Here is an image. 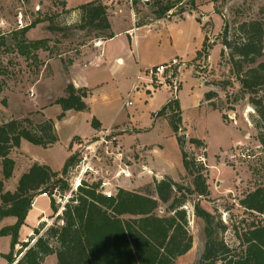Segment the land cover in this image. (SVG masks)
<instances>
[{
    "label": "rangeland",
    "instance_id": "374dc122",
    "mask_svg": "<svg viewBox=\"0 0 264 264\" xmlns=\"http://www.w3.org/2000/svg\"><path fill=\"white\" fill-rule=\"evenodd\" d=\"M65 1L0 0V36H11L15 31L38 21L36 27L27 33V38L48 40L49 47L29 59L14 51L12 43L11 49H0V124L12 119L30 118L34 123L52 119L59 136V142L48 148L23 141L20 148L13 149L11 157L16 162V168L13 177L8 180L3 177L0 160V183L3 182L4 189L15 191L23 171L34 163H45L54 171H61L70 156L79 154L77 159L81 160L84 153L93 155L94 151H82L78 145L94 143L107 130H111L118 141L109 146L102 145L101 148L96 144L93 150L97 151V159H93L92 171H89L91 178L87 179L90 182H107L105 189L112 194H116L120 188L151 191L155 179L166 177L184 186H192L193 179L185 170L180 172V169L183 170V149L206 168L211 193L207 197L191 196L183 207L187 212L193 247L175 264H196L204 253L205 222L196 216L194 209L199 201L204 210L219 217L226 225L220 237L228 245L239 247V235L252 222L262 220V217L247 212L241 201L256 189L264 187V119L251 105L250 95L241 92L228 53L221 57L224 49L221 36L225 24L227 33L232 37L239 23L264 18V0H172L176 4L174 15L168 13L165 19L170 21L182 13H186V16L194 14L204 26L210 49L202 56L186 61L185 66L175 71L172 78L166 74L168 85L155 83L147 89L144 82L145 85L131 98L133 105L123 110H120V106L129 94V83L117 79L110 70L100 75L105 85L95 89L96 94L90 105L105 125L114 118L118 121L111 128L97 131H93L91 112H74L67 114L63 120L58 118L62 110L55 102L66 94L71 68H86L85 64L98 55L100 48L91 40L93 36L74 27L79 23L80 14L75 9H66ZM91 1L67 0V5L72 8ZM156 1L138 0L141 14L137 22L156 18ZM192 1H195L194 5ZM116 2L125 4L126 0H114L112 6ZM184 27L189 35L187 43L196 45L201 29L192 18L187 20ZM169 53L175 54L171 50ZM97 70L95 67L87 69L93 73ZM141 92H145L144 95ZM208 92L215 95L208 99L205 96ZM150 94L154 95L153 99H149ZM259 96L264 99V90L260 91ZM175 97L179 98L183 111L179 137L165 118L155 119V114L168 99ZM132 116L134 119H131ZM136 124L143 129L135 128L133 125ZM151 127L153 129H149ZM192 139L200 140L202 146H193L190 142ZM238 144L250 147L254 158L230 162L228 155ZM79 172L75 167L70 175L72 184H75ZM63 204L64 201L57 203L60 207L57 213L52 210L51 199L39 197L36 200L20 235V243L15 248L17 261L23 255L19 253L22 245L25 242H29V246L35 243L36 239L33 240L31 236L37 227L43 223L46 227L59 223L58 216ZM164 209L166 206L159 210L161 215L165 214ZM5 226H8L7 223H0V228ZM10 246V237H0V253L8 254ZM0 264L8 263L0 258ZM43 264H58L56 255L47 257Z\"/></svg>",
    "mask_w": 264,
    "mask_h": 264
},
{
    "label": "trees",
    "instance_id": "16d2710c",
    "mask_svg": "<svg viewBox=\"0 0 264 264\" xmlns=\"http://www.w3.org/2000/svg\"><path fill=\"white\" fill-rule=\"evenodd\" d=\"M181 1V0H179ZM137 6L138 0H132ZM195 1H192L194 5ZM65 8L67 0L63 2ZM154 15L165 18L176 7L172 0H157ZM79 12V23L74 27L86 31L91 40H108L114 37L109 20V7L103 0H94L75 8ZM199 22L200 19H198ZM38 21L15 31L11 36H0V49H13L29 59L40 50H46L48 40H29L27 33L36 27ZM224 49L221 57L228 53L232 72L241 86L243 94L250 95V103L264 119V99L259 96L264 90V18L243 21L236 27L232 37L225 24L221 36ZM207 39L197 57L208 52ZM1 53V50H0ZM88 88H77L70 83L66 94L57 99L56 105L62 112H87ZM215 95L206 93V98ZM165 118L172 131L178 136L183 122L180 100L175 97L155 114V119ZM94 128L101 125L96 118ZM179 137V136H178ZM177 137V138H178ZM23 141L48 148L59 141L52 119L34 123L32 119H12L0 124V160L5 180L13 177L16 162L12 150L20 148ZM191 144L202 146L198 139ZM78 154L70 156L61 171L50 166L34 163L19 179L15 191L5 190L0 183V223L13 217L16 222L0 228V237H10L8 254L0 253L8 264H43L50 255H56L58 264H175L193 247V237L188 230L187 212L183 208L191 196L207 197L210 186L202 162L183 149L184 170L193 179L192 186H184L171 177L154 180L151 191H131L120 188L111 198L101 190V183H83L77 193L66 202L59 223L37 227L29 242L22 245L17 261L16 246L20 243V232L37 197L43 193L51 196L54 212L59 206L53 195L64 198L71 190L70 175L78 163ZM241 205L251 214L262 217L248 225L240 236V246L228 245L220 234L226 225L219 217L204 210L200 201L194 205L195 214L205 222L206 245L200 261L196 264H264V187L248 194ZM166 206L165 214L159 210ZM46 228V229H45ZM45 229V230H44ZM239 250V251H238Z\"/></svg>",
    "mask_w": 264,
    "mask_h": 264
},
{
    "label": "crops",
    "instance_id": "0c3cea01",
    "mask_svg": "<svg viewBox=\"0 0 264 264\" xmlns=\"http://www.w3.org/2000/svg\"><path fill=\"white\" fill-rule=\"evenodd\" d=\"M112 1L114 0H103V2L109 7V20L114 37L112 39L102 41L103 43L98 52V55H100V59L98 60L99 66L95 67L98 70L93 73L92 71L88 72V68H71V74H69V84L73 83L77 88L84 87L91 90V94L87 99V103L89 105V111L87 112H91L92 118H96L99 121L101 125L100 128L102 130L111 128L118 120L114 118L110 124L105 125L92 110L90 104L91 100L95 97V89L102 88L105 85L102 81L103 76L100 78V75H104L108 70L112 71V73L117 76V79H121V81L129 83L130 92L134 88L136 76L139 72H143L148 68L158 66L160 64L168 63L175 58H178L183 62L190 61L197 57V53L201 51L206 39V35L203 30L204 26L202 22L198 21L199 18H196L194 14H188L186 16V13H182L177 18L175 17L170 19V21L165 18H151L148 22L141 23L137 22L139 20L138 17L141 14L139 2L136 6L131 0H126L125 4L116 2L114 7L112 6ZM75 8L77 7L71 8L68 5L66 6V9ZM189 18H192L195 25L201 29V36L198 40H196V45L194 46L187 43L189 35L184 27V24ZM170 50L175 52V54H170ZM99 79H101V81L95 84ZM144 93L141 92V95H144ZM149 96V99L154 98V95L152 94ZM123 108L124 102L121 104L120 110H123ZM74 112L75 111H69L67 114ZM126 118L128 120V117ZM131 119H134V116H132ZM131 119L130 122H133ZM133 126L139 130L143 129L137 124ZM149 129H153V127ZM93 131L97 130H94L93 128ZM151 131L152 130H150V132ZM41 164L45 165V163ZM29 168L24 170L23 173L29 170ZM170 170H172V168H170ZM183 171L184 166L183 170L180 169L181 173H183ZM155 177L159 178L160 176L155 175ZM39 197H37L36 200ZM36 200L33 206H35ZM43 219L44 218L40 219L38 223ZM15 222L16 219L10 217L4 219L1 223L13 225ZM24 227L25 225L22 227L20 235L22 234Z\"/></svg>",
    "mask_w": 264,
    "mask_h": 264
},
{
    "label": "built area",
    "instance_id": "2783aa9c",
    "mask_svg": "<svg viewBox=\"0 0 264 264\" xmlns=\"http://www.w3.org/2000/svg\"><path fill=\"white\" fill-rule=\"evenodd\" d=\"M170 15H174V12L171 11ZM102 43H103L102 40L95 41L96 47H101ZM99 59H100V55L95 56L93 59L89 60L85 64V67L86 68L98 67L99 66V62H98ZM184 66H185V62H183L182 60H180L178 58H175V59H172L168 63L160 64L158 66L148 68V69L144 70L143 72H139L136 76L134 88L129 92L127 99L124 102V107H129V106L133 105L131 98L133 97L135 92H137L139 90V88L142 85H145L144 82L147 84V89H150V87H149L150 84H155V83L157 85H168L167 84V78H165V75L168 74L169 78H172L174 72L177 70H181ZM117 141H118V137L115 134H112L111 130H107L103 134V137H101V139L95 141L94 143H91V144L89 143L88 145H83L81 143L78 145L79 149H81L82 151L88 150V151H94V153H93V155H90V153L88 155H86L84 153L81 156V160H78L76 168H77V170L80 171L79 177L75 178V180H76L75 184H72L71 179H70V184H71L70 192L64 198H61L59 195H56V194L53 195V198L56 200V203H61L62 201H64L63 207H62L59 214L62 213L64 206H65L66 202L69 200V198L73 196V193L78 192L79 188L83 185V183H85V182L88 184L93 183V182H90L89 179H87V177L91 178L89 171H92V161H93V159H97V157H96L97 151L95 152V150H93L97 146L96 144H98V147L101 148V147H103L102 145L109 146V144H114ZM82 151H80V152H82ZM79 157L80 156H78V158ZM252 158H254L252 149L250 147L244 145V144H238L237 146H235L230 151V153L228 155V159L232 163H236L239 161H244V160L252 159ZM123 172L125 173L124 170H123ZM91 173H93V172H91ZM126 175H128V174H126ZM96 183H101V190L106 197L111 198L112 196L115 195V194H112L111 192H109L108 190L105 189L106 186L108 185L107 182L98 181ZM41 196L51 199V196L48 195L47 193H43ZM57 200H59V201H57Z\"/></svg>",
    "mask_w": 264,
    "mask_h": 264
}]
</instances>
